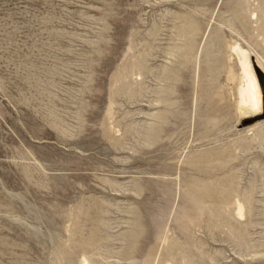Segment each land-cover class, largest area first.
<instances>
[{
	"label": "rangeland",
	"instance_id": "rangeland-1",
	"mask_svg": "<svg viewBox=\"0 0 264 264\" xmlns=\"http://www.w3.org/2000/svg\"><path fill=\"white\" fill-rule=\"evenodd\" d=\"M234 43L264 0H0V264H264Z\"/></svg>",
	"mask_w": 264,
	"mask_h": 264
},
{
	"label": "bare ground",
	"instance_id": "bare-ground-1",
	"mask_svg": "<svg viewBox=\"0 0 264 264\" xmlns=\"http://www.w3.org/2000/svg\"><path fill=\"white\" fill-rule=\"evenodd\" d=\"M230 48V50H232L236 55L240 70V84L237 90L235 108L238 111L240 117L246 118L251 116L254 119L259 118L264 112V78L262 79V83H260L259 78L257 77L255 69L253 67V63L251 62L249 52L247 50L243 49L239 43H234ZM261 60L263 59L260 58V61ZM260 61L258 63V68L260 69V73L263 77L264 68H261ZM217 192L218 191H216V193ZM204 195L205 194H203V196ZM236 206L237 207L235 210L237 218L245 217L246 209L245 206H243V203L237 201ZM82 260V264H89L85 257L82 258Z\"/></svg>",
	"mask_w": 264,
	"mask_h": 264
}]
</instances>
